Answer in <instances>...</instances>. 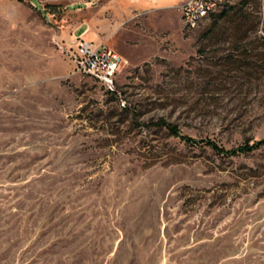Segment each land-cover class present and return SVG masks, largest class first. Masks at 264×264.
<instances>
[{
    "label": "rangeland",
    "instance_id": "1",
    "mask_svg": "<svg viewBox=\"0 0 264 264\" xmlns=\"http://www.w3.org/2000/svg\"><path fill=\"white\" fill-rule=\"evenodd\" d=\"M184 1L0 0V264H264V0Z\"/></svg>",
    "mask_w": 264,
    "mask_h": 264
},
{
    "label": "built area",
    "instance_id": "2",
    "mask_svg": "<svg viewBox=\"0 0 264 264\" xmlns=\"http://www.w3.org/2000/svg\"><path fill=\"white\" fill-rule=\"evenodd\" d=\"M229 0H185L180 10L184 24L189 29L197 28L211 13L219 10ZM70 58L78 71H85L99 79L112 93L117 91V78L126 59L106 43L78 35L68 49ZM127 106L126 100H121Z\"/></svg>",
    "mask_w": 264,
    "mask_h": 264
},
{
    "label": "trees",
    "instance_id": "3",
    "mask_svg": "<svg viewBox=\"0 0 264 264\" xmlns=\"http://www.w3.org/2000/svg\"><path fill=\"white\" fill-rule=\"evenodd\" d=\"M163 124V123H162ZM165 125H167L169 127V129L171 130V132L175 135H178L180 136L182 139L186 140V141H189V142H196V139H194L193 137L191 136H188V135H185L183 133H181L177 126L175 125H171L169 123H165ZM209 144L212 145L213 148L217 149V150H220V151H226L228 153H237L238 151H246V150H249V149H254L258 146H260L264 140H259L257 141L256 143H254L253 145H246V146H240L238 148H234V149H231V150H226L224 149L223 147H220L216 142L214 141H208Z\"/></svg>",
    "mask_w": 264,
    "mask_h": 264
},
{
    "label": "bare ground",
    "instance_id": "4",
    "mask_svg": "<svg viewBox=\"0 0 264 264\" xmlns=\"http://www.w3.org/2000/svg\"><path fill=\"white\" fill-rule=\"evenodd\" d=\"M124 66H125V65H124ZM124 66H123V67H124ZM123 67H122V70H123Z\"/></svg>",
    "mask_w": 264,
    "mask_h": 264
},
{
    "label": "crops",
    "instance_id": "5",
    "mask_svg": "<svg viewBox=\"0 0 264 264\" xmlns=\"http://www.w3.org/2000/svg\"><path fill=\"white\" fill-rule=\"evenodd\" d=\"M80 35H82V34H80Z\"/></svg>",
    "mask_w": 264,
    "mask_h": 264
}]
</instances>
